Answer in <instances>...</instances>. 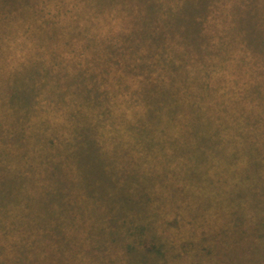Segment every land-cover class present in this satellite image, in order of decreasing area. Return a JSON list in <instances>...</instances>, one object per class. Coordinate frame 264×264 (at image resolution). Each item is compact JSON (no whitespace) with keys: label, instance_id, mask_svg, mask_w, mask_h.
Returning a JSON list of instances; mask_svg holds the SVG:
<instances>
[{"label":"trees","instance_id":"16d2710c","mask_svg":"<svg viewBox=\"0 0 264 264\" xmlns=\"http://www.w3.org/2000/svg\"><path fill=\"white\" fill-rule=\"evenodd\" d=\"M139 13L207 20L264 17V0H141ZM0 17H32L31 23H21L22 30L10 24L9 34H0V41L13 47L0 51V208L59 205L62 193L55 189L64 183L54 179L53 170L73 168L71 154L83 138L121 149L122 158L124 146L134 149L132 156L140 152V159L141 142L152 138L163 146L160 158L172 182L177 166L189 162L171 150V142L193 147L201 135L211 147L235 154L228 162L218 155V161L201 167L219 192L217 200L240 195V204L247 205L244 193H249L264 205L258 199L264 200V49L242 48L264 39H224L217 33L220 23L213 21L207 45L214 48L107 50L123 23L89 17H124V0H29L27 8L0 0ZM191 173L183 172V179ZM189 190L179 187L178 203L165 209L162 226L190 224L184 219L188 214L178 219L181 209L197 208L182 205L183 191ZM100 197L104 206L119 198ZM120 198L116 206L124 207V194ZM77 201L60 204H99L83 195ZM204 221L218 225L217 217Z\"/></svg>","mask_w":264,"mask_h":264},{"label":"rangeland","instance_id":"374dc122","mask_svg":"<svg viewBox=\"0 0 264 264\" xmlns=\"http://www.w3.org/2000/svg\"><path fill=\"white\" fill-rule=\"evenodd\" d=\"M13 1L23 8L29 3ZM140 1L124 0V17H89L98 23L111 19L123 23L115 32L119 35L117 42L112 40L107 50L140 53L162 48H214L207 45L213 34V21L220 23L217 33L224 39H264V17H141ZM23 21L31 23L32 17H0V34H9L10 24L22 30ZM170 39L181 43L169 44ZM250 45L242 48L264 49V41ZM1 50L9 52L13 47L0 41ZM86 134L89 136L90 132ZM149 139L152 138L139 146L143 153L140 159V152L132 156L131 152H137L134 149L124 146L122 158L121 149L104 148L83 138V144L74 147L71 154L76 162L73 168L61 166L58 171L53 170L54 179L64 183L57 184L68 190L56 185L55 192L62 193L59 205L0 208V264H264V205H258L249 193H244L247 205L240 204V195L234 200L230 195L217 200L218 190L202 173L201 167L207 162L218 161V155L228 162L234 152H227L222 146L211 147V142H204L205 135L199 137L201 147L171 142V150L183 155L189 164L178 165L176 177L170 182L169 167L160 158L163 146ZM145 152L148 158L144 157ZM194 164L198 167H192ZM171 169L174 171L175 166ZM187 170L192 173L183 179ZM116 184L124 186L118 188ZM179 187H190L188 192L183 191L182 205L195 204L197 208H180L178 219L188 214L184 219L190 224L162 226L165 209L178 203L175 193ZM123 194L124 207L116 206ZM78 195L97 199L99 204H60L67 199L77 203ZM100 196L119 198L104 206ZM205 217H217L218 225L206 224Z\"/></svg>","mask_w":264,"mask_h":264}]
</instances>
